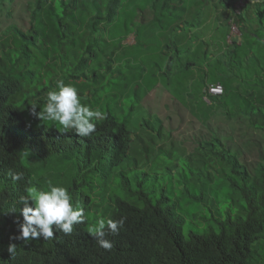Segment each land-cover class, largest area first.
I'll return each mask as SVG.
<instances>
[{
	"label": "trees",
	"instance_id": "obj_1",
	"mask_svg": "<svg viewBox=\"0 0 264 264\" xmlns=\"http://www.w3.org/2000/svg\"><path fill=\"white\" fill-rule=\"evenodd\" d=\"M236 1L212 2L210 11L233 10ZM179 2L154 0L153 15L162 22L150 21L151 28L179 18L172 29H184L187 19L176 10ZM29 5L26 29L12 26L0 33V264H251L264 238V0L249 3L237 18L241 42L208 53L200 41L191 47L189 37L180 38L173 47L179 60L189 58L186 64L180 68L172 58L167 71L162 67V74L178 68L175 74L183 79L174 87L184 99H197L202 121L209 120L210 111L220 112L238 128L236 134L212 132L186 158L174 159L160 148L150 164L143 139L133 148L132 124L140 113L149 126L145 114H151L139 106L141 89L131 90L120 73L113 75L116 51L100 37L111 29L115 38L146 18L123 0H33ZM203 23L190 33H202ZM58 80L76 85L82 102L103 111L105 119L91 137L61 132L33 112L32 104H38V113ZM159 81L147 80L148 90ZM213 85H221L223 95H211ZM158 123L151 130L161 135ZM248 140L251 156L239 145ZM174 170L182 172L175 184ZM9 171L23 172V180L13 183ZM166 177L173 187L159 195L158 180ZM49 181L68 187L87 221L50 240L14 239L23 222L19 197L27 186L43 188ZM228 202L239 204L238 216L223 210ZM108 217L125 218L119 234L106 237L113 241L111 250L88 233L90 224ZM189 224L194 227L186 231ZM12 243L15 254L8 252Z\"/></svg>",
	"mask_w": 264,
	"mask_h": 264
},
{
	"label": "rangeland",
	"instance_id": "obj_2",
	"mask_svg": "<svg viewBox=\"0 0 264 264\" xmlns=\"http://www.w3.org/2000/svg\"><path fill=\"white\" fill-rule=\"evenodd\" d=\"M32 1L33 0H0V33L5 32L12 26L26 29L30 23L29 4ZM123 1L125 3L127 2V6L130 10H136L138 14L145 17L146 23L124 27L123 32L118 33L115 38L111 37V29H108L105 36L100 37L101 40L104 41V44L112 42L111 50L112 52L116 51L111 58V62L114 63V68L116 69L113 75L117 77L120 73V76L125 78V81L127 80L131 83L129 85L131 90L134 89L135 91L138 88L141 89L143 100L139 106L151 114L150 117L145 114V116L149 118V126L143 124L145 119H141L140 113L135 114L132 124L135 139L133 148L135 149L138 145H142L141 139H143L145 144L149 147L150 155L146 157L147 159L145 161L150 164L151 160L156 155L160 154V148L171 153L174 159L186 158L195 151L200 139L209 137L212 132H216L222 137L226 134H236L238 128L232 122H229L220 112L210 111L209 120H201L200 109L195 107V104L198 103L197 99H184L182 93L180 95L179 87H174V85H178L177 83L183 79V75L175 74V71L178 69L175 68L176 66H174L173 69L174 73L162 74V67L167 71V66L172 58L177 60V66L180 68L182 67V63L185 65L189 59L187 56L183 60L178 59V52L173 47V44H177L180 38L185 39L189 37L188 42L191 47H197L198 41H200L203 44L202 50H206L208 53H222L227 50L231 43L229 39V24L233 18L237 21V18L233 16L234 13L232 8L230 6L220 8L219 12L216 11L215 13H211V16L206 18L207 15L204 16V13L208 12V9L216 2L221 4L220 0H182L185 4L200 2L198 14H191V17L186 20L187 22L184 29H181L180 26H176L175 29H172V23L173 25L180 23L179 18H177V20L166 19L164 26L152 29L150 21H153L152 24L154 26L157 25V21L162 22L160 18H156V16L153 15L154 0ZM212 2H214V4H212ZM176 3L177 1L174 2V4ZM181 13V16L184 17L185 11L181 9ZM204 20H208L207 27H212L214 25L216 28L202 32L203 34L195 32L192 35L190 32L199 29L201 21ZM209 32H213L214 36L207 38L210 34ZM109 37H111V39H109ZM241 41L242 40H239L238 42ZM196 57V53H194L190 56V59H195ZM154 78L160 81L156 84L155 88L148 90L147 80ZM163 80H170L172 82L167 86L162 82ZM173 82H175V84ZM186 87L192 88L190 80L186 81ZM133 97H135L134 93ZM155 118H158V120L162 122L161 135L156 131H152L160 127V123H158V120H155ZM152 126L155 127L151 130ZM249 141L250 140L247 142L240 141L239 145L244 148L247 155L251 156L250 150L252 146H249ZM135 155L139 158L142 156L140 153H135ZM180 173L182 172H178L177 170L171 172L174 184L178 180ZM172 181L167 177L165 179H159L158 194H161L164 187L168 189L172 188ZM175 188L177 190L178 186ZM222 206L224 211L233 210L235 214L234 217L240 214L238 203L234 206L232 202H228L223 203ZM198 214L199 211L197 210L195 221L200 217ZM188 220V223L192 222L191 219ZM190 227L194 226L189 224L186 231H190ZM260 241L261 245L256 246V253L251 260V264H264V238Z\"/></svg>",
	"mask_w": 264,
	"mask_h": 264
},
{
	"label": "clouds",
	"instance_id": "obj_3",
	"mask_svg": "<svg viewBox=\"0 0 264 264\" xmlns=\"http://www.w3.org/2000/svg\"><path fill=\"white\" fill-rule=\"evenodd\" d=\"M38 104H32L33 112L42 120L58 125L61 132L75 131L82 137H91L97 130V123L105 119L99 107L82 102L79 88L71 82L58 80L56 87L47 92L46 103L36 113ZM28 155V153H25ZM13 183L24 178L23 172H8ZM25 195L19 197L22 205L20 213L23 222L19 224V235L14 239L23 241L38 240L41 237L50 240L63 232L70 235L74 225L83 224L88 217L84 208L74 201L67 186L49 181L43 188L27 186ZM125 218H99L88 226V233L96 238L99 246L105 250L113 248V241L106 237L118 235L124 227ZM8 252L15 254L16 244L8 246Z\"/></svg>",
	"mask_w": 264,
	"mask_h": 264
},
{
	"label": "built area",
	"instance_id": "obj_4",
	"mask_svg": "<svg viewBox=\"0 0 264 264\" xmlns=\"http://www.w3.org/2000/svg\"><path fill=\"white\" fill-rule=\"evenodd\" d=\"M262 0H237L235 2V5L233 7V13L236 18H238L242 13L244 12L245 7L251 3V2H259ZM230 34L229 39L231 42L234 40H241L242 34L240 30L239 23L233 18V20L230 22ZM224 88L221 85H213L210 87V94L214 96L223 95ZM207 102H210L209 97L205 98Z\"/></svg>",
	"mask_w": 264,
	"mask_h": 264
},
{
	"label": "crops",
	"instance_id": "obj_5",
	"mask_svg": "<svg viewBox=\"0 0 264 264\" xmlns=\"http://www.w3.org/2000/svg\"><path fill=\"white\" fill-rule=\"evenodd\" d=\"M180 6L178 8H176L177 11H181L184 10L185 11V17L186 19H188L189 17H191V14H198V11L200 10V2H195V3H189V4H185L182 2V0H180V2L178 3ZM211 8L208 9V12H205L204 13V16H211V13H215V11H210ZM209 20V19H208ZM208 20H204V23H203V27L201 28V32H205L209 29H215L216 27H214V25L212 27H207L208 26ZM217 32V30H216ZM209 37H212L214 36L213 35V32H209ZM205 39V38H204Z\"/></svg>",
	"mask_w": 264,
	"mask_h": 264
}]
</instances>
